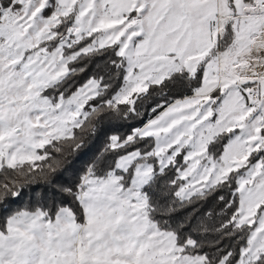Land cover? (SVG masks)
Returning a JSON list of instances; mask_svg holds the SVG:
<instances>
[{"label":"snow or ice","instance_id":"obj_1","mask_svg":"<svg viewBox=\"0 0 264 264\" xmlns=\"http://www.w3.org/2000/svg\"><path fill=\"white\" fill-rule=\"evenodd\" d=\"M0 212V264H264V0H0Z\"/></svg>","mask_w":264,"mask_h":264},{"label":"trees","instance_id":"obj_2","mask_svg":"<svg viewBox=\"0 0 264 264\" xmlns=\"http://www.w3.org/2000/svg\"><path fill=\"white\" fill-rule=\"evenodd\" d=\"M109 130L110 129L105 128L102 132H100L98 134V138L91 139L89 144H88V147L85 148L83 151H85V152H88L89 150L95 151L96 149L101 147L103 140L105 138V133ZM119 130L123 132V131H127L128 129H127V127H124V128L119 129ZM72 159H75V158H72ZM77 166H79V165H77ZM44 183L45 182L43 180H38L37 185H33L32 188L27 189L26 194L23 197V199L18 201L15 205H13V207H20V206H23L25 203H28L29 197H30L32 191H44V188H43ZM2 215H3V213L0 212V216H2Z\"/></svg>","mask_w":264,"mask_h":264}]
</instances>
